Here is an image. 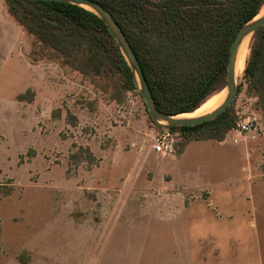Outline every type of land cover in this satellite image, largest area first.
Instances as JSON below:
<instances>
[{
	"label": "rangeland",
	"instance_id": "374dc122",
	"mask_svg": "<svg viewBox=\"0 0 264 264\" xmlns=\"http://www.w3.org/2000/svg\"><path fill=\"white\" fill-rule=\"evenodd\" d=\"M17 31L22 54L11 30L0 35V264L37 263L42 250L43 264H212L218 239L205 234L218 231L204 223L226 215L225 192L264 189V114L243 74L232 112L260 130L190 141L182 156L177 139L164 155L152 144L167 127L138 89L32 61Z\"/></svg>",
	"mask_w": 264,
	"mask_h": 264
},
{
	"label": "trees",
	"instance_id": "16d2710c",
	"mask_svg": "<svg viewBox=\"0 0 264 264\" xmlns=\"http://www.w3.org/2000/svg\"><path fill=\"white\" fill-rule=\"evenodd\" d=\"M97 1L112 13L135 51L156 107L169 114L193 112L225 88L232 41L264 5V0ZM5 3L32 39V61H59L92 79L106 78L120 90L137 89L116 40L93 11L62 1ZM242 74L247 93L264 114V25L251 37ZM231 107L212 120L169 127L179 132V153L190 141L223 140L236 126Z\"/></svg>",
	"mask_w": 264,
	"mask_h": 264
},
{
	"label": "crops",
	"instance_id": "0c3cea01",
	"mask_svg": "<svg viewBox=\"0 0 264 264\" xmlns=\"http://www.w3.org/2000/svg\"><path fill=\"white\" fill-rule=\"evenodd\" d=\"M17 28L22 27L8 12L5 0H0V35H3V31L6 29L11 30L15 40L10 48L20 50V34ZM214 141L220 144L224 143V140L214 139ZM189 145L190 143L185 151L181 153V156L187 151ZM174 179L178 180L183 189L189 186L178 176L172 178V180ZM200 186L202 185L198 187ZM224 199L221 208L224 209L225 218L222 217L221 221L216 223V220L210 216L209 223H204L205 233L209 230L218 231L205 234V237L213 235L218 239V255L214 259L212 258L210 262H216L217 264H264V189L225 192ZM212 210L214 209H211L210 212ZM211 219H214L215 222H210ZM208 225L213 226V228L207 229ZM46 254L47 252L42 250L41 259H43L37 263L29 262L28 264L45 263ZM205 262H207L206 259Z\"/></svg>",
	"mask_w": 264,
	"mask_h": 264
},
{
	"label": "water",
	"instance_id": "95a60500",
	"mask_svg": "<svg viewBox=\"0 0 264 264\" xmlns=\"http://www.w3.org/2000/svg\"><path fill=\"white\" fill-rule=\"evenodd\" d=\"M50 1H62L77 4L83 6L95 14H97L108 26L111 34L116 40L122 54L124 55L131 71L134 74L135 81L137 84V89L141 93L150 117L153 121L164 127L182 126V125H196L204 121L212 120L225 111L235 99L238 93L239 84L235 76V67L237 63V56L239 48L243 41L248 37H252L254 32L264 25V14L259 15V13L251 20L246 22L237 32L234 40L232 41L229 59L227 64V76L226 85L223 90L226 91L223 101L215 109L204 113L202 115L193 117H180V114H169L159 110L153 99V94L144 75L141 64L133 50L131 44L129 43L127 37L123 33L120 25L112 15V13L107 10L100 2L97 0H50ZM208 99V98H207ZM190 113V112H187Z\"/></svg>",
	"mask_w": 264,
	"mask_h": 264
},
{
	"label": "built area",
	"instance_id": "2783aa9c",
	"mask_svg": "<svg viewBox=\"0 0 264 264\" xmlns=\"http://www.w3.org/2000/svg\"><path fill=\"white\" fill-rule=\"evenodd\" d=\"M236 126L241 132H258L260 130L259 125L255 121V117L245 118L242 114H239V119L236 120ZM179 136V132L167 128V130L161 131L154 136L152 148L155 152L164 155L173 153L175 151V142Z\"/></svg>",
	"mask_w": 264,
	"mask_h": 264
},
{
	"label": "bare ground",
	"instance_id": "6f19581e",
	"mask_svg": "<svg viewBox=\"0 0 264 264\" xmlns=\"http://www.w3.org/2000/svg\"><path fill=\"white\" fill-rule=\"evenodd\" d=\"M262 14H264V5L262 6L258 16H260ZM249 46H250V36H248L243 41V43L241 44V46L239 48V52H238V56H237V63H236V67H235L236 79H239V77L242 75V72L244 70L245 61H246ZM225 94H226L225 90H222L218 93H215V94L211 95L205 102H203V104H201V106L198 109H196L195 111L190 112V113H182L179 116L180 117H193V116H198V115H202L204 113H207V112L215 109L216 107H218L220 105V103L223 101V99L225 97Z\"/></svg>",
	"mask_w": 264,
	"mask_h": 264
}]
</instances>
